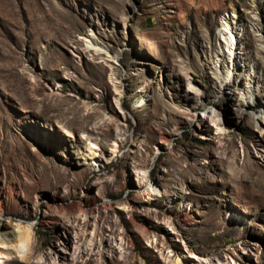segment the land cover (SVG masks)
Returning a JSON list of instances; mask_svg holds the SVG:
<instances>
[{"label": "rangeland", "instance_id": "obj_1", "mask_svg": "<svg viewBox=\"0 0 264 264\" xmlns=\"http://www.w3.org/2000/svg\"><path fill=\"white\" fill-rule=\"evenodd\" d=\"M260 109L264 0H0V264H264Z\"/></svg>", "mask_w": 264, "mask_h": 264}, {"label": "bare ground", "instance_id": "obj_2", "mask_svg": "<svg viewBox=\"0 0 264 264\" xmlns=\"http://www.w3.org/2000/svg\"><path fill=\"white\" fill-rule=\"evenodd\" d=\"M228 81V80H227ZM224 84V82H223ZM195 89V88H194ZM193 93H195L197 96H203V93L201 90H192ZM250 104V102H249ZM264 110L260 109L258 112L263 114ZM262 117V116H261ZM3 189V188H2ZM155 191L157 189L153 188ZM6 193V192H5ZM107 206H109L110 202L108 203L107 201L104 202ZM80 204V203H79ZM104 204V205H105ZM83 206V205H81ZM0 209L1 208V202H0ZM1 211V210H0ZM95 208H90V209H80V216H86L90 217L91 214H95ZM3 214L0 212V217H2ZM91 218V217H90ZM90 223V222H89ZM73 226V225H72ZM69 228V227H68ZM80 229V228H79ZM82 229V228H81ZM84 229V228H83ZM79 231V230H78ZM94 231V230H93ZM84 232V231H82ZM76 233V232H75ZM67 234V235H66ZM65 234V243L63 244L62 248L57 249L55 252H52L50 256H41L40 257V264H75V261L78 260V254L81 253V248L80 246H77L76 243L71 240L72 236H70V231ZM83 234V233H82ZM87 234V233H86ZM19 235V234H18ZM76 235V234H75ZM78 235V234H77ZM80 236V234H79ZM77 237V236H76ZM83 239V238H81ZM80 239V240H81ZM87 239V238H86ZM15 240H17V243H14ZM92 240V239H91ZM33 235H32V230L31 229H26L25 231H21L19 237H10L6 232L0 233V246L2 247H12L16 248L17 251L19 252V256L23 259V261L27 262L30 260L31 256L33 255ZM81 242V241H80ZM88 242V241H87ZM91 242V241H90ZM79 244V243H78ZM56 248V247H55ZM54 250V249H53ZM52 250V251H53ZM85 250V249H84ZM48 254V253H47ZM81 255V254H80ZM196 258L200 259L203 262H207V258L204 256H195ZM39 261V260H38ZM42 262V263H41ZM44 262V263H43ZM180 260H177L176 263L178 264ZM212 264H226L222 260L218 259L217 262H213Z\"/></svg>", "mask_w": 264, "mask_h": 264}]
</instances>
